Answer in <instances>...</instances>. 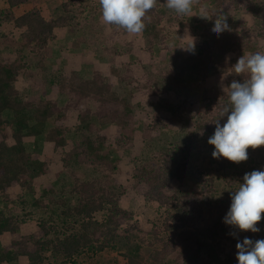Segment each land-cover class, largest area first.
<instances>
[{
  "label": "trees",
  "instance_id": "trees-1",
  "mask_svg": "<svg viewBox=\"0 0 264 264\" xmlns=\"http://www.w3.org/2000/svg\"><path fill=\"white\" fill-rule=\"evenodd\" d=\"M30 1L6 0L8 9L0 11V24L8 23L22 31L21 39L26 40L25 44L33 51L46 49L56 38V30L69 21L66 14L70 8L81 4L80 0L62 3L63 17L55 21H48L40 9L16 15V10ZM211 1L217 6L215 20L227 17L230 30L217 35L212 31L215 25L212 20L211 25L199 31L197 40L193 38L197 41L194 48H191L193 42L185 46L188 55L183 50H173V73L167 87L193 98L195 105L203 108V119L197 123L198 133L191 145L203 154L208 167L219 174L217 181H223L226 186L225 197L214 202L215 179L207 172L192 169L185 161V150L173 144L153 163H144L132 170L134 183L148 188L145 200L157 203L164 210L162 225L173 246L165 243V237L155 229L158 224L146 233L137 224L123 230L120 220L132 221L134 216L120 206L119 187L113 180L120 150L99 139L97 126L104 129L118 123L135 133L137 121L130 104L118 99L101 73L91 72L85 77L79 70L63 76V82L58 85L59 99L52 98L50 93L22 97L16 86L22 66L18 60L0 56V200L5 206L0 208V264H19L21 257H27L30 264H45L50 252L62 260L48 264H78L80 257L99 255L110 249L118 253L123 264H178L180 258H183L182 264H238L220 246V242L234 239L231 232L238 229L226 224L224 219L231 207L232 192L244 182L245 174L264 171V146L249 148L248 160L240 163L224 157L213 158L215 148L208 140L214 135L217 122L221 126L226 123L224 110L230 109L231 103L230 90L221 92L210 88L208 81L225 76L230 87L233 80L242 83L247 79V74H235L232 67L238 59L230 56L248 51L264 53V30L252 40L251 29L246 24L240 27L231 11L223 10L230 2L235 10H240L245 0ZM246 1L251 4V16L257 21L261 19L264 0ZM160 8L161 4L156 2L143 18L142 33L149 43L151 56L161 51L159 37L165 29V12ZM188 34L193 37L195 32ZM259 38L262 46L258 44ZM181 39V36L174 37L175 43L180 44ZM166 49L169 52V48ZM71 110L79 111L78 123L67 127L63 121ZM131 138H123L121 150L127 149L126 143ZM48 145L69 149L62 158L63 169L52 185L38 190L36 181L47 174L48 164L36 156L42 155ZM15 186L19 187L17 199L8 193V189ZM174 186V193L168 192ZM67 190L79 200L73 207L65 205ZM62 204L64 208L58 212ZM54 205L57 206L53 208L54 214L65 217L61 230L53 217H42L38 222L42 238L16 241L13 248L3 245L4 235L19 232L32 215ZM22 206L27 209L24 216L13 209ZM100 212L103 219L97 216ZM258 224L264 225V214ZM248 239L256 241L251 234ZM161 241L165 243L163 246Z\"/></svg>",
  "mask_w": 264,
  "mask_h": 264
},
{
  "label": "rangeland",
  "instance_id": "rangeland-1",
  "mask_svg": "<svg viewBox=\"0 0 264 264\" xmlns=\"http://www.w3.org/2000/svg\"><path fill=\"white\" fill-rule=\"evenodd\" d=\"M67 1L69 0H31L27 5L18 8L16 15L40 9L48 21H55L58 17H63L61 4ZM80 2V5L70 8L66 14L69 16L66 26L56 30V38L44 50L33 51L31 46L25 44L26 40L21 39L22 31L15 29L11 24L1 23L0 56L18 60L22 66L16 82L22 97L45 96L50 93L52 98L59 99L61 93L58 85L63 82L65 78L63 76L67 77L71 71L79 70L85 77L91 72L101 73L110 82L118 99L130 104L137 121L135 133L129 128L125 129L126 125L121 126L118 123L109 124L104 129L100 125L97 126L99 139L120 150L118 154L120 159L117 162L113 180L119 187L117 194L120 206L134 216L132 221L121 219L120 225L124 230L137 224L146 233L154 227V224H158L160 228L155 227V229L160 236L165 237V243H169L172 247L169 233L162 225L165 220L164 210L159 208L157 203H148L145 200L148 188L145 185L139 186L134 183L132 170L135 166L153 163L160 157L163 150L173 144H178L185 150V161L192 169L207 172L215 179L214 202L225 197L226 186L223 181H217V178H220L219 174L208 167L203 154L197 149H192L191 145L198 133L197 123L203 119V108L195 105L193 98L187 95L182 96L181 92L167 87L173 73L172 51L183 50L188 55L185 46L193 41L196 43L199 31L211 25L210 21L215 20L216 17L214 10L217 6L214 7L211 0H194L192 13L183 15L169 9L166 0H156L161 4L160 9L165 12L163 22L165 29L163 35L159 37L160 41L158 40L160 53L156 52L151 56L149 43L143 33L130 34L122 27L103 21L100 0H80ZM250 6V2L245 0L241 3L240 10H235L230 2L223 7V10L229 9L240 27L246 24L251 29L252 40H255L257 34L264 30V12L261 19L257 21L250 14ZM4 9H8V4L6 0H0V11ZM193 31L195 35L192 37V34L188 33H193ZM176 36H181L180 44L175 43L174 37ZM182 42L185 44L183 45ZM258 44L262 46V40ZM250 52L233 53L230 58L239 59ZM208 86L226 92L227 89L225 91L224 89L228 88L227 77H213L209 79ZM78 115V110L69 111L63 125L74 126L78 123ZM125 136L133 138L127 141V149L121 150L124 147L123 138ZM68 149H57L54 145H48L42 155L36 156L41 157L48 164L47 174L36 181L35 185L38 190L52 185L59 171L63 169L62 158ZM18 189V186L8 189L13 199H17ZM175 189L176 186L168 192L173 194ZM64 197L66 207H73L79 203L77 196L74 197L70 190L64 192ZM3 202L1 199V209L5 208ZM54 207L57 208L54 205L46 211L32 215L28 222L21 226L19 232L4 235L1 238L3 245L13 248L16 241L42 238V231L38 227V222L42 217H53L54 223H57L61 230L65 217L60 213L54 214ZM63 208L64 205H60L58 212ZM13 209L20 216H24L27 210L23 206ZM97 216L103 219L102 212ZM257 227L260 229L257 233L245 234V231L239 229L232 230L234 239L220 242L221 249L225 254H231L239 264L236 259L237 242H242L250 234L254 235L255 240L264 237V225L258 224ZM160 243L162 246L165 244L164 241ZM184 246L179 250L182 251ZM30 247L32 248V245ZM46 257L45 264L62 260L52 252ZM182 259L177 260V263L182 264ZM122 261L118 253L110 249L99 255L80 257L78 264H123ZM19 264H30V262L27 257H21Z\"/></svg>",
  "mask_w": 264,
  "mask_h": 264
},
{
  "label": "clouds",
  "instance_id": "clouds-1",
  "mask_svg": "<svg viewBox=\"0 0 264 264\" xmlns=\"http://www.w3.org/2000/svg\"><path fill=\"white\" fill-rule=\"evenodd\" d=\"M194 0H166L169 9L178 14L190 15ZM107 24H115L130 34L145 29L143 18L156 4V0H100ZM203 13V9L201 10ZM227 17H217L212 31L217 35L228 31ZM194 41L191 48H194ZM236 75H248L243 82L233 80L229 91L231 108L223 126L216 123L214 135L208 140L215 151L213 158L224 157L240 163L248 160L249 148L264 146V53L243 55L232 67ZM239 188L232 192L231 207L224 222L241 231L257 233L264 214V171L246 173ZM234 235V233H233ZM239 264H264V240L245 238L237 242Z\"/></svg>",
  "mask_w": 264,
  "mask_h": 264
}]
</instances>
